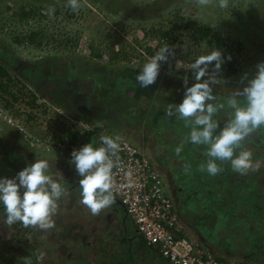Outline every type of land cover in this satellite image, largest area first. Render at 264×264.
Instances as JSON below:
<instances>
[{
  "label": "rangeland",
  "instance_id": "obj_1",
  "mask_svg": "<svg viewBox=\"0 0 264 264\" xmlns=\"http://www.w3.org/2000/svg\"><path fill=\"white\" fill-rule=\"evenodd\" d=\"M4 1L0 4V178H13L37 158L46 159L49 174L67 191L57 202L55 227L47 231L21 223L9 227L4 211L0 212V264L79 260L76 264H134L124 254L130 245L127 228L137 232L131 218L116 201L93 215L81 203V177L69 164L70 143L88 142L90 137L97 147L103 136L125 138L156 159L167 194L175 199L171 187L176 186L185 199L184 226L191 237L196 234L191 225L199 223L191 210L199 202L198 210L212 213L206 221L213 233L210 240H198L224 258L264 264V229L257 227L264 221V208L255 205L259 193L254 192L253 198L249 194L251 189L264 191V125L243 142L253 160L261 162L258 171L243 175L230 163L216 161L222 171L212 176L200 168L208 160L207 146L188 139L192 125L167 115L169 104L183 100L184 78L189 87L196 82L190 65L217 48L236 63V70L219 76L221 83L213 88L214 103L225 105L213 119L224 126L231 111L227 99L247 83L241 82L244 74L251 79L257 63L264 61V0H230L227 9L199 8L189 0H80L78 11L68 7L67 0H51L46 21L40 24L19 22L20 2ZM181 15L191 18L192 26H210L221 33L224 49L207 44L206 39L198 41L199 32L183 28ZM165 44L177 55L161 65L154 84L140 88L136 75ZM237 99L245 106V98ZM234 198V202L244 200L252 213L241 205L231 213ZM133 244L137 246L129 247L135 264L139 259V264H169L160 254L163 261H147L142 243Z\"/></svg>",
  "mask_w": 264,
  "mask_h": 264
},
{
  "label": "clouds",
  "instance_id": "obj_2",
  "mask_svg": "<svg viewBox=\"0 0 264 264\" xmlns=\"http://www.w3.org/2000/svg\"><path fill=\"white\" fill-rule=\"evenodd\" d=\"M189 3L199 8L216 5L220 9H227L230 0H189ZM67 6L73 11H78L81 2L67 0ZM174 56L173 47L167 44L160 46L158 51L143 64L135 77L140 88H148L154 84L161 65ZM227 59L230 61L231 55ZM224 63L222 51L217 48L210 54L198 57L190 65L196 82L189 87L188 78H184L183 100L178 105L169 104L167 115L189 122L192 125L189 141L194 145L207 146L208 160L200 165L201 171H206L212 176L218 175L222 168L216 161H220L230 163L234 171L246 175L249 171L255 172L261 167V162L253 160V153L244 148L243 142L264 125V61L257 63V71L251 79H248L247 73L244 74L241 82L247 80V83L242 88L234 89L227 99V108L231 111L224 126L220 128V123L213 119V116L218 108L222 109L225 105L214 103L217 97L213 93V88L221 83L219 74ZM210 66L211 71H209ZM237 97L245 98V106H241ZM217 129H219L218 134ZM85 130L88 129L85 128ZM119 139V137L103 136L100 147H94L89 142L91 139H88L89 143L79 149H73L71 153L69 164L74 165L77 175L81 177L79 179L81 203L93 215H99L115 201L126 212L113 194L115 184L112 169L119 163L118 157L115 161L113 157L120 148ZM180 150L178 147L177 153ZM237 150H239L238 155ZM66 191L64 185L49 174V163L46 159L37 158L34 163L27 165L13 178H0V205L3 206L4 212H2L6 225L11 227L21 223L26 228L32 227L44 231L53 229L55 227L53 216L58 209L57 202L66 194ZM175 209L180 216L176 206ZM126 215L131 218L127 212ZM131 220L133 222L132 218ZM182 222L185 223L183 220ZM133 224L135 226L134 222ZM146 245L149 246L147 243Z\"/></svg>",
  "mask_w": 264,
  "mask_h": 264
},
{
  "label": "built area",
  "instance_id": "obj_3",
  "mask_svg": "<svg viewBox=\"0 0 264 264\" xmlns=\"http://www.w3.org/2000/svg\"><path fill=\"white\" fill-rule=\"evenodd\" d=\"M87 141L79 140L67 147L72 153ZM120 148L113 157L119 163L112 169L114 196L135 223L145 242L157 248L169 264H251L243 260L221 258L204 242L190 237L177 213L165 181L151 155L120 138ZM98 145V144H97ZM102 146V143L97 146ZM130 173V175H129Z\"/></svg>",
  "mask_w": 264,
  "mask_h": 264
},
{
  "label": "crops",
  "instance_id": "obj_4",
  "mask_svg": "<svg viewBox=\"0 0 264 264\" xmlns=\"http://www.w3.org/2000/svg\"><path fill=\"white\" fill-rule=\"evenodd\" d=\"M17 1L20 2V4H21L19 11L17 12L19 22H22V23L26 22L29 24H35V23L40 24V23H44L41 21H46L45 12L47 10L49 11V9H51V6H50V5H52L51 0H17ZM3 3H5V1L0 0V4H3ZM0 14H1V11H0ZM143 146H145L146 148L149 147V146H146L145 144ZM235 200H236L235 198H234V200H232L233 204L230 205L231 207H229V209L231 210V213H232V209L235 205L236 206L237 205L242 206V202L240 200H238L237 202H234ZM198 204H199V202H197L195 204L196 206L194 208H192V210H191L192 218H195L197 220V222H199L198 224L194 223L193 225H191V226H194L195 231H193V232L196 233L195 235L193 234L192 238L202 239L203 241L210 240V239H212L211 237H212L213 232L210 231L211 226L209 224H207L206 220L212 213L209 211H205V210H202V212H201L200 210H198V207H197ZM209 213H211V214H209ZM246 219H247V217L241 222V224L242 223L245 224L247 221ZM249 219H251V218H249ZM184 220L187 221L186 218ZM233 220H234V218H233ZM234 221L237 222L236 219ZM238 224L240 225L239 222H238ZM245 228H246V225H244V230H245ZM258 228L262 229V227H258ZM189 229H190V227H189ZM263 229H264V227H263ZM135 230H136V228H135ZM247 233H249L248 226H247V229L245 230V234H247ZM127 235H128L127 238L129 239L128 244H130L129 246H133V247L137 246V244H133V243H138L139 241L142 243L141 248H144V257L146 258L147 261L158 260L159 258L161 261H163V259H161L159 252L156 248L147 246L142 237L141 238H135L137 236H140V235H138V232L133 231V233H132V230H130L128 227L127 228ZM203 237L206 239L204 240ZM129 246H128V248H126L125 253H124V254H126L125 255L126 260H127V262L128 261H131V262L135 261L136 262L135 258L132 257V254H133L132 250L133 249H131ZM216 255H218V254H216ZM218 256H220V255H218ZM142 257H143V255H142ZM220 257H223V256H220ZM154 258H156V259H154ZM140 261H141V259L138 260V264L140 263ZM161 261H160V263H163ZM135 262H134V264H135ZM253 264H260V263L255 260V262H253Z\"/></svg>",
  "mask_w": 264,
  "mask_h": 264
},
{
  "label": "trees",
  "instance_id": "obj_5",
  "mask_svg": "<svg viewBox=\"0 0 264 264\" xmlns=\"http://www.w3.org/2000/svg\"><path fill=\"white\" fill-rule=\"evenodd\" d=\"M180 18H181V25L183 26V28H188L191 32H192V28L194 27V31L196 32V31H198L199 32V37H196L195 36V34L194 33H192L193 34V37H196V39L199 41V40H202V39H206L207 40V44H209V45H211V44H215L217 47H219L220 49H224V47L226 46V43H225V39H224V36L221 34V33H219L218 31H214L213 29H212V27H210V26H200V27H195V26H192L191 24H192V20H191V18H189V17H186V16H180ZM37 32V31H36ZM164 35H166L167 36V34H166V32L165 33H163ZM165 36V37H166ZM169 37L167 36V39H168ZM172 38V37H171ZM173 38H174V36H173ZM175 55H177L176 54V52H175ZM222 55H223V57H224V55H225V53H223L222 52ZM227 57L228 56H226V57H224L225 58V63L222 65V68H221V73L219 74V76H221V77H227L228 75H230L231 74V72H233V71H235L236 70V63H235V60L234 59H231L230 61L227 59ZM211 69V68H210ZM192 72V71H191ZM0 75H1V72H0ZM58 101H56V103H57ZM59 105V104H58ZM155 114H160V112H156ZM190 128V124H189V126H188V129ZM187 132V131H186ZM74 135H75V132H73L72 134H71V137H74ZM88 139H90V137L88 138ZM262 141H263V143H264V136H262ZM262 156H264V154L262 155ZM227 173H229V171L227 172ZM263 188V185H260V188ZM252 190H254V189H251L250 191H249V194H251V196H252V194L254 193V192H257V193H259L260 194V198H258V202L257 203H255L257 206H258V208H264V191H261V190H254V191H252ZM245 197H247L248 198V194H245ZM252 198H253V196H252ZM242 201H244V200H242ZM241 201V202H242ZM250 201V199H246L245 200V202L246 203H250L249 202ZM242 206L244 207H247L246 206V204L244 203V202H242ZM247 210H248V212H249V214H251L252 212H251V210H250V208L249 207H247ZM1 211H4L3 210V206L1 205L0 206V212ZM256 216V215H255ZM254 216V217H255ZM259 217V216H258ZM258 219V218H257ZM126 220V219H125ZM263 220H264V218H263ZM261 221V223H260V225L259 226H257V227H264V221H262V220H260ZM127 224V223H126ZM127 226H128V224H127ZM78 262H80L81 263V260H79ZM78 262H76V263H78ZM76 263H74V264H76Z\"/></svg>",
  "mask_w": 264,
  "mask_h": 264
},
{
  "label": "flooded vegetation",
  "instance_id": "obj_6",
  "mask_svg": "<svg viewBox=\"0 0 264 264\" xmlns=\"http://www.w3.org/2000/svg\"><path fill=\"white\" fill-rule=\"evenodd\" d=\"M219 163V162H218ZM220 181L222 180V179H219ZM222 183H223V180H222ZM171 188H173L172 189V191H173V196H174V198L175 199H173V201H175L176 202V204H175V202H174V204H175V206H176V208L179 210V213H180V216H181V218L183 219V221L186 223V220H184L185 218H186V211H185V209H186V207L183 205V203H182V201H185V199H184V197L182 196V194H181V191H179V189L176 187V186H172ZM234 192H235V189L233 190ZM183 193V192H182ZM186 193V192H185ZM187 199H192V197L190 196V197H188ZM240 200V199H239ZM240 201H242V200H240ZM190 202H192V201H190ZM243 202V201H242ZM194 205V204H193ZM192 205V206H193ZM188 226V225H187ZM189 227V226H188Z\"/></svg>",
  "mask_w": 264,
  "mask_h": 264
}]
</instances>
